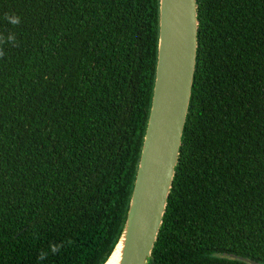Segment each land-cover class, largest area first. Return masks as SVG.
<instances>
[{"label": "trees", "instance_id": "16d2710c", "mask_svg": "<svg viewBox=\"0 0 264 264\" xmlns=\"http://www.w3.org/2000/svg\"><path fill=\"white\" fill-rule=\"evenodd\" d=\"M198 17L193 97L151 264H264V0H198ZM158 30L159 0H0V35L15 34L0 57V264L108 260Z\"/></svg>", "mask_w": 264, "mask_h": 264}, {"label": "water", "instance_id": "95a60500", "mask_svg": "<svg viewBox=\"0 0 264 264\" xmlns=\"http://www.w3.org/2000/svg\"><path fill=\"white\" fill-rule=\"evenodd\" d=\"M158 35L155 82L134 186L123 230L105 264L116 252L117 264L152 262L193 97L199 52L198 0H159Z\"/></svg>", "mask_w": 264, "mask_h": 264}, {"label": "clouds", "instance_id": "9594fccd", "mask_svg": "<svg viewBox=\"0 0 264 264\" xmlns=\"http://www.w3.org/2000/svg\"><path fill=\"white\" fill-rule=\"evenodd\" d=\"M6 19L13 26L19 25L21 23V18L19 16L14 15V14L13 15H7ZM9 42H11L13 45L15 44V34L14 33L9 34L6 38L4 36L0 35V57L4 56V51H3L2 45L5 43H9ZM61 247H63L62 244L50 245V251L52 253H57L60 251ZM46 256H47V252L41 251L38 255V260L42 261L45 259Z\"/></svg>", "mask_w": 264, "mask_h": 264}, {"label": "bare ground", "instance_id": "6f19581e", "mask_svg": "<svg viewBox=\"0 0 264 264\" xmlns=\"http://www.w3.org/2000/svg\"><path fill=\"white\" fill-rule=\"evenodd\" d=\"M119 261V255L118 252H116L110 259V261L107 264H117Z\"/></svg>", "mask_w": 264, "mask_h": 264}]
</instances>
